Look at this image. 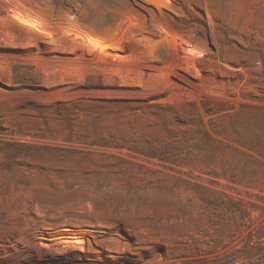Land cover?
<instances>
[{
    "label": "rangeland",
    "instance_id": "rangeland-1",
    "mask_svg": "<svg viewBox=\"0 0 264 264\" xmlns=\"http://www.w3.org/2000/svg\"><path fill=\"white\" fill-rule=\"evenodd\" d=\"M0 264H264V0H0Z\"/></svg>",
    "mask_w": 264,
    "mask_h": 264
}]
</instances>
